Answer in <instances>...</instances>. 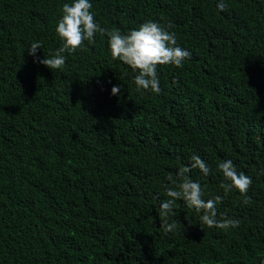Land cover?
Masks as SVG:
<instances>
[{
    "label": "trees",
    "instance_id": "16d2710c",
    "mask_svg": "<svg viewBox=\"0 0 264 264\" xmlns=\"http://www.w3.org/2000/svg\"><path fill=\"white\" fill-rule=\"evenodd\" d=\"M72 2L0 0V264H264V0H90L110 31L172 25L191 56L157 67L159 94L100 33L62 69L38 62ZM193 154L210 174L188 175L238 227L202 229L182 200L161 227L167 177ZM226 160L251 177L248 203L220 188Z\"/></svg>",
    "mask_w": 264,
    "mask_h": 264
},
{
    "label": "clouds",
    "instance_id": "9594fccd",
    "mask_svg": "<svg viewBox=\"0 0 264 264\" xmlns=\"http://www.w3.org/2000/svg\"><path fill=\"white\" fill-rule=\"evenodd\" d=\"M93 5L90 0H73L71 4L65 3L62 7V16L57 22L55 32L63 42L62 47L57 49L51 58L39 59L38 62L51 70L62 69L66 63L63 53H73L81 48L85 41L93 43L95 34L100 33L108 37L109 51L113 60H119L128 65L135 75L134 82L138 92L151 91L159 94V79L157 74L158 66L173 65L183 67V61L189 59L191 53L177 44L175 32H170L159 22L148 20L142 23L138 29L130 30L122 34L119 29L108 30L101 27L95 20L92 11ZM217 8L220 11L226 10L224 0H219ZM42 48L39 42H34L28 48V54L36 57L37 49ZM38 59V58H37ZM112 95H118L120 88L113 86ZM193 169H199L205 176L210 174L206 162L199 155L193 154L190 157V166L180 167L177 178L171 175L167 177L173 187L165 186L168 199L160 203V224L165 233L171 232L176 227V221L169 223L170 214L175 215L174 205L182 200L189 208L202 213L200 226L208 228H236L240 225L239 219H233L223 215L217 220V204L222 202L223 197L217 195L212 199L205 200L204 187L199 181H193L188 175ZM218 171L223 174L224 180L220 188L225 195L233 189L239 191L244 197L243 203H248V190L252 185V179L244 172L237 170L231 160L222 161L218 164ZM264 175V169L260 170Z\"/></svg>",
    "mask_w": 264,
    "mask_h": 264
}]
</instances>
